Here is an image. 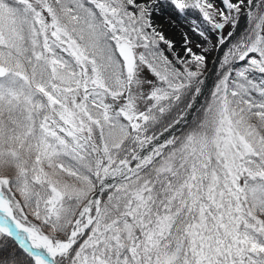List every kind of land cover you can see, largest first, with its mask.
I'll return each instance as SVG.
<instances>
[{"label":"snow or ice","instance_id":"snow-or-ice-1","mask_svg":"<svg viewBox=\"0 0 264 264\" xmlns=\"http://www.w3.org/2000/svg\"><path fill=\"white\" fill-rule=\"evenodd\" d=\"M0 264H264V0H0Z\"/></svg>","mask_w":264,"mask_h":264}]
</instances>
